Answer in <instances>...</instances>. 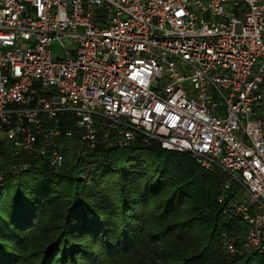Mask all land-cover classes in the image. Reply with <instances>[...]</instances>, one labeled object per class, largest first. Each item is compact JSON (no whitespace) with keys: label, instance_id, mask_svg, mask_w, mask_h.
I'll list each match as a JSON object with an SVG mask.
<instances>
[{"label":"built area","instance_id":"1","mask_svg":"<svg viewBox=\"0 0 264 264\" xmlns=\"http://www.w3.org/2000/svg\"><path fill=\"white\" fill-rule=\"evenodd\" d=\"M152 142L219 178L222 251L264 255V0H0V189Z\"/></svg>","mask_w":264,"mask_h":264},{"label":"trees","instance_id":"2","mask_svg":"<svg viewBox=\"0 0 264 264\" xmlns=\"http://www.w3.org/2000/svg\"><path fill=\"white\" fill-rule=\"evenodd\" d=\"M219 178L152 142L31 166L0 189V264H264L220 247Z\"/></svg>","mask_w":264,"mask_h":264},{"label":"rangeland","instance_id":"3","mask_svg":"<svg viewBox=\"0 0 264 264\" xmlns=\"http://www.w3.org/2000/svg\"><path fill=\"white\" fill-rule=\"evenodd\" d=\"M52 48H53L52 51L55 52V46H53ZM72 163H73V162H72L71 160H69V161L67 162L66 166H65V169L69 168V167L72 165ZM219 248H220V247H219Z\"/></svg>","mask_w":264,"mask_h":264}]
</instances>
